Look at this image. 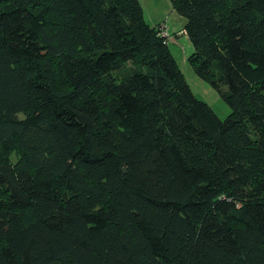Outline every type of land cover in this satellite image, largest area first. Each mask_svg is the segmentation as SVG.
I'll use <instances>...</instances> for the list:
<instances>
[{"label": "trees", "instance_id": "obj_1", "mask_svg": "<svg viewBox=\"0 0 264 264\" xmlns=\"http://www.w3.org/2000/svg\"><path fill=\"white\" fill-rule=\"evenodd\" d=\"M171 1L225 119L139 0H0V264H264V0Z\"/></svg>", "mask_w": 264, "mask_h": 264}, {"label": "rangeland", "instance_id": "obj_2", "mask_svg": "<svg viewBox=\"0 0 264 264\" xmlns=\"http://www.w3.org/2000/svg\"><path fill=\"white\" fill-rule=\"evenodd\" d=\"M139 3L150 25L159 27L162 24H166L168 34L172 38H175L174 41L171 38L168 40L169 46L195 95L199 99L206 101L220 118H227L232 112L228 104H226L225 100L210 83L201 79L195 73L193 67L187 60L194 52V48L187 38L188 34L185 32L186 19L173 8V2L171 0H139ZM210 5L213 6L218 16L227 14L229 11L231 12L229 0H216ZM180 31L182 32L180 33ZM175 32H178L179 36L175 37ZM143 51H146L145 46H143L141 52ZM133 67L134 65L132 63L116 65L113 74L124 78L122 73Z\"/></svg>", "mask_w": 264, "mask_h": 264}, {"label": "built area", "instance_id": "obj_3", "mask_svg": "<svg viewBox=\"0 0 264 264\" xmlns=\"http://www.w3.org/2000/svg\"><path fill=\"white\" fill-rule=\"evenodd\" d=\"M158 30H159V37L160 38H163L164 39V42L165 43H169V39L171 38V40H172V37L168 34V30H167V26H166V24H162V25H160L159 27H158Z\"/></svg>", "mask_w": 264, "mask_h": 264}, {"label": "crops", "instance_id": "obj_4", "mask_svg": "<svg viewBox=\"0 0 264 264\" xmlns=\"http://www.w3.org/2000/svg\"><path fill=\"white\" fill-rule=\"evenodd\" d=\"M145 15V14H144ZM147 21V20H146ZM152 26V25H151ZM184 26V25H183ZM154 27H157V26H154ZM181 32V31H180ZM185 32L187 33V31L185 30ZM188 34V33H187ZM175 37H177V36H179V33L178 32H175V35H174ZM188 38V40L190 41V39H189V36L187 37ZM174 39L175 38H172V41H174ZM190 43H192L191 41H190ZM192 45H193V43H192ZM171 49V48H170ZM171 52H172V50H171ZM172 54H173V52H172ZM174 55V54H173ZM174 57H175V55H174ZM189 58V57H188ZM188 58H187V60H188ZM175 59H176V57H175ZM177 60V59H176ZM178 62V61H177Z\"/></svg>", "mask_w": 264, "mask_h": 264}, {"label": "clouds", "instance_id": "obj_5", "mask_svg": "<svg viewBox=\"0 0 264 264\" xmlns=\"http://www.w3.org/2000/svg\"><path fill=\"white\" fill-rule=\"evenodd\" d=\"M181 32H182V31H181ZM181 32H180V33H181Z\"/></svg>", "mask_w": 264, "mask_h": 264}]
</instances>
